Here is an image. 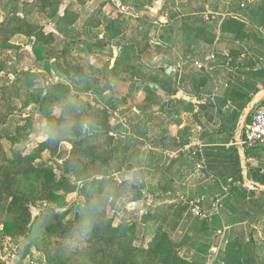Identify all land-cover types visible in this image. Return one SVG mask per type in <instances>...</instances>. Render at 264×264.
<instances>
[{"label":"trees","instance_id":"trees-1","mask_svg":"<svg viewBox=\"0 0 264 264\" xmlns=\"http://www.w3.org/2000/svg\"><path fill=\"white\" fill-rule=\"evenodd\" d=\"M77 1L83 4L86 0ZM61 3L62 0L23 2L54 23L56 33L62 37L59 49L54 46L57 34L44 33L41 26L29 22L18 0L6 1L4 18L0 20V77L7 66V53L20 50L19 45L13 43V39L20 36L33 39L31 50L35 62L42 64L45 72L54 73L57 79L55 83L38 86V73L21 71L13 80L15 90L7 84H0V251L2 241L7 239L19 247L16 254L21 260L33 250L42 256L44 264H205L210 248L202 239L232 224L246 223L253 215L264 212V193L240 191L236 187L237 184L243 186V183L233 133L237 119L251 97L227 96L223 105L228 100L231 107L224 114L217 111L219 125L214 134L225 136L226 142L232 145L226 148L225 145L230 143H204L203 147L202 173L227 191L222 203L219 202L223 212L230 216L227 225L218 214L203 219L190 214L184 219L187 206L181 201L177 206L169 207L173 222L168 230L164 229L162 221L146 246H136V226L127 224L114 228V218L108 216L112 200L132 196L138 201L144 188L119 177L131 172L134 166L128 158L123 159L126 147L117 137L118 128L110 122L116 109L115 102L106 94L112 93L113 84L124 74L130 79L141 80L151 102L160 104V99L148 87L145 67L139 63L141 57L151 48L158 55H170L176 40L175 32L181 31L184 58L203 59L210 50H198L197 44L212 45L214 35L200 25L183 22L179 27L165 1L160 12L164 25L157 39L167 43L166 47L149 41L139 47L122 39L124 45L120 46L113 64L99 69L89 62L87 53L98 46L106 47L122 36L124 27L120 18L107 21L105 41L81 45L80 51L85 54H76L74 46L80 44L75 40L85 33L75 31L71 19L70 28L66 27L69 10L66 8L64 14L58 16ZM241 13L250 20L255 17L258 22L264 21V0L244 5ZM245 26L242 19L229 17L220 25V33H231L232 40L241 41ZM255 75L263 76L264 70ZM258 91L259 88H255L252 94ZM17 106L20 110L31 106L37 108L44 124V140L28 153L12 150L8 154L3 148L1 130ZM251 116L252 113L247 122ZM22 119L25 125L18 130L32 127L31 118L23 114ZM10 142L12 145L19 143L13 138ZM244 149L248 179L264 185L262 165L250 164L252 158L258 157L257 150ZM44 153L48 154L49 160L40 164ZM158 190L159 194L153 197L167 193L163 187ZM68 195L75 196L71 203L66 200ZM202 202L197 204L198 215L202 214ZM40 207L42 210L32 216L31 210ZM182 221L184 230L189 233L175 242L171 233ZM185 247L193 249L198 259L184 258L181 249ZM0 264L6 262L0 259ZM214 264H264V251L251 238L246 242L235 236L218 249Z\"/></svg>","mask_w":264,"mask_h":264},{"label":"rangeland","instance_id":"rangeland-1","mask_svg":"<svg viewBox=\"0 0 264 264\" xmlns=\"http://www.w3.org/2000/svg\"><path fill=\"white\" fill-rule=\"evenodd\" d=\"M6 1L7 0H0V20L4 18L3 8ZM18 1L20 7H22L21 9L23 14L27 16L29 22L41 26L44 33H56L54 23H50L27 5H23V2L31 0ZM165 1H167V7L171 11V15L176 17L185 13L190 14L191 11L200 13L203 9L201 8L202 5L200 6L197 3L196 5L195 3L194 5L185 4L184 0H125L121 3L116 0H86L83 4H80L77 0H62L57 13L58 16H62L65 9L68 8L69 12L65 21L66 27L70 28L71 19V26L74 30L85 33L84 36L81 38L77 37L75 40L80 45L79 47H77L78 45L74 46V52L80 55L85 54L80 51V48H82L83 45L87 43H100L101 41H105L104 26L107 21L116 19L117 17L120 18L119 20H121V24L124 27L122 36L114 40L112 43H109L106 47L98 46L90 53H87L89 62L92 65L99 69H104L106 67L109 68L113 64L116 58L115 56L118 54L117 48L119 47L120 40L124 39L125 42L128 40L133 43L136 42L135 45L142 47L146 44L147 39L150 36L156 34L159 35V30H161L159 27L164 25L160 11L164 9ZM193 1L194 0H189V3ZM152 19H155L154 23ZM97 23H99V25L94 27ZM57 37L58 38L54 46L59 49L62 46V37L58 34ZM32 42L33 39H27L20 36L13 39V43L19 45L20 50L7 53L6 56L8 61L4 73L0 77L1 85L7 84L15 90L13 80L15 74L21 71H32L33 73H38V86H44L47 83L56 82L57 79L55 78L54 73L45 72L43 65L35 62L31 50ZM176 42L179 44L178 40H176ZM150 55L151 54L149 53V57L148 55L141 57L143 58L146 66L149 65ZM140 65L142 64L140 63ZM122 77L123 78L121 80L113 84L112 93L107 94V98L110 97L112 100L116 99L118 102L117 104H120V110L118 109L116 111L115 109L110 120L113 127L118 128V136L120 134L124 137V139H121L124 143V147H126L123 159L128 158L133 166H140L143 173L140 176L135 172H133V174L122 173L119 177L129 183H137L139 187L144 188V190L142 191L141 198L138 201H135L132 196H125L114 199L110 202L108 206V216L114 218V228L121 225L134 224L137 228L135 245L146 246L147 243L152 240L154 229L160 225L162 221L164 222V229L168 230L173 222V217L171 216V213H169V207L170 205H174L172 207H175L177 204H180L181 201L184 202L182 205L187 206V213L183 215L184 219L188 218V215L190 214L192 217H198L199 219H203L208 215L218 214L224 224L227 225V222L230 220V216L223 212L222 207L219 204V202L222 203L227 191L224 187H219L217 184L213 183L210 178H207L204 174H202L201 168L195 161H191L192 164H189L191 172L182 182L183 185H180L178 188L173 190L175 192L173 196L167 197L165 195L161 197H153L155 194H158V188L162 187L165 183L162 179V173H158V169L164 167V165H162L164 157L162 159L154 158L152 159V162L147 160L146 143H144V145L131 143V137L128 136V130L122 126L124 125V122H121L120 118L123 117V115L126 114L130 117L129 119H132V116L128 113L130 108L122 109V106L127 107L130 106V104L136 106L141 105L135 98H133V101L131 98L130 101L127 100L128 102L122 104L119 98L123 99L132 96L134 92V81L132 79V81H130L128 75L123 74ZM144 94L149 95L146 90L144 91ZM115 112L116 115L114 114ZM23 114L32 119V127L27 130H18L20 127L25 125V121L22 119ZM43 125V121L41 120L35 106H31L26 110H20L19 106H17L15 113L9 118L7 124L1 130L4 150L8 154L12 150H21L24 153H28L37 143L44 140L42 133ZM12 138L17 139L19 143L12 145L10 142ZM225 139L226 137L219 138L218 143L215 144L224 143L226 141ZM194 157L197 158L196 156ZM48 160V154L44 153L40 164L47 163ZM168 186L169 185L167 184L165 187ZM236 186L240 191L245 190L240 184H237ZM74 197V195H68L66 200L68 203H71L74 201ZM256 198H259V196L257 195ZM201 200L203 201L202 214L198 215L199 208L197 207V204ZM171 201L173 202L171 203ZM42 208L43 207L32 209V216H35L42 210ZM175 210H177V208H175L174 211ZM163 218H166L165 221ZM181 223L182 224H180L179 227L171 233V239L175 242H178L181 237L189 233L188 230L185 231L183 228L184 221ZM189 235L195 236L192 233ZM235 236H240L241 239L246 242L249 238H251L257 243V245L262 246L264 251V212L258 215H253L250 221L246 223L232 224L231 226L225 227L221 232L210 234V236L206 239H202V241L210 248L209 257L206 259L205 264H214L218 249L225 241H228ZM1 244L2 250L0 251V259L5 261L6 264H44L42 256L35 253L33 250L21 260L20 255L16 254V249H19L18 246L16 248L12 242L7 239L3 240ZM181 255L190 261L198 259L193 249L187 247L181 249Z\"/></svg>","mask_w":264,"mask_h":264},{"label":"crops","instance_id":"crops-1","mask_svg":"<svg viewBox=\"0 0 264 264\" xmlns=\"http://www.w3.org/2000/svg\"><path fill=\"white\" fill-rule=\"evenodd\" d=\"M260 1L194 0L189 3V0H184L185 4L194 5L195 3L196 5L197 3L202 5L203 9L200 13L191 11L190 14L175 16L173 17L175 21L177 20L175 23L179 27L183 22L200 25L211 31L214 35L212 45H205L202 42L197 44L198 50H210V53L203 59L188 60V58H184L182 54L183 36L181 31H176L177 38H175L179 44L174 39L175 44L171 48L170 55H158L154 48H151L143 56L148 55L149 57V53L151 54L149 65L144 64L143 58L139 62L145 66L144 73L146 81L149 83L148 87L160 99V104L151 102L150 94H144V84L137 78L132 79L134 81L132 96L119 98L122 104L128 102L127 100L130 101L131 98L132 101L135 98L141 104L136 106L129 103L130 106H122V109L130 108L128 113L132 119H129L130 117L126 114L120 119L121 122H124L122 126L128 130L131 143L143 145L146 143L147 160L152 162L154 158L162 159L164 157L162 164L164 167L159 168L158 173H162V179L165 182L162 187L167 190V193L164 194L167 197L173 196L175 193L173 190L183 185L182 182L191 172L190 163L195 161L202 173L204 143L219 145L215 143H218L219 138L225 137L215 135L214 131H217L219 125L220 115L217 111L224 114L231 107L228 100L223 105L226 97L238 94L240 96L248 95L252 98L253 89L259 88V91L264 89V75H255L256 72L264 70V21L258 22L259 19L255 17L250 20L243 17L241 13L244 5ZM160 15L164 20L163 14L160 13ZM229 17L242 19L246 23L245 36L241 41L232 40L231 33H220V25L223 20ZM152 21L154 23L155 19ZM161 27L163 26L159 28ZM158 36V34L152 35L147 41L157 46L166 47L167 43L158 41ZM126 42L136 44L129 40ZM123 45L124 43L120 41L117 48L118 53L120 46ZM210 55L214 57V60H210L206 67L199 69L195 66L194 63L204 62L205 58ZM168 70L170 73L166 74ZM132 80L130 79V81ZM170 91L174 92L170 93ZM113 100L116 102L114 106L116 111L120 110V104H117L116 99ZM114 114L116 115V112ZM118 137L124 139L120 134ZM224 143H230L225 145L226 148L232 145L231 142L225 141ZM255 150H257L258 157L252 158L250 164L262 165L261 173H263L264 146ZM133 172L138 173L139 176L143 173L140 166H134L133 170L127 173L133 174ZM167 184L169 186L165 187ZM182 203L184 202L182 201Z\"/></svg>","mask_w":264,"mask_h":264},{"label":"water","instance_id":"water-1","mask_svg":"<svg viewBox=\"0 0 264 264\" xmlns=\"http://www.w3.org/2000/svg\"><path fill=\"white\" fill-rule=\"evenodd\" d=\"M169 73L170 70L166 71V74ZM261 101H264V89L254 94L252 98L249 100V102L244 106L243 110L241 111L237 119L233 133V143L236 147V152L239 160L243 187L248 191L257 192V193H264V185H261L257 182H252L248 179L247 160L245 156V149L241 144V137L245 123L248 121L255 107L259 105Z\"/></svg>","mask_w":264,"mask_h":264},{"label":"built area","instance_id":"built-area-1","mask_svg":"<svg viewBox=\"0 0 264 264\" xmlns=\"http://www.w3.org/2000/svg\"><path fill=\"white\" fill-rule=\"evenodd\" d=\"M214 60L212 55L207 56L204 62L194 63L199 69L206 67V64ZM241 144L244 148L256 149L264 146V102L255 107L251 119L245 123L241 137Z\"/></svg>","mask_w":264,"mask_h":264}]
</instances>
